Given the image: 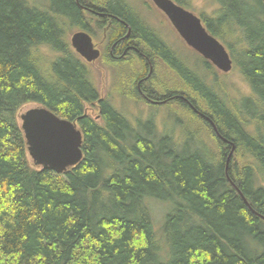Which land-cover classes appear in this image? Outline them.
Masks as SVG:
<instances>
[{"label": "trees", "instance_id": "16d2710c", "mask_svg": "<svg viewBox=\"0 0 264 264\" xmlns=\"http://www.w3.org/2000/svg\"><path fill=\"white\" fill-rule=\"evenodd\" d=\"M175 1L194 7L192 0ZM78 2L89 10L76 0H47L44 7L0 0V264H158L149 234L156 222L142 201L144 191L170 202L155 227L170 242L165 264H264V112L257 115L264 100L263 1L206 0L203 7L216 12L199 13L230 53L228 73L188 47L153 6L144 11L141 0L139 6ZM108 20L101 60L110 81L100 99L94 69L71 48L69 34L81 28L100 40ZM152 20L165 24L169 36L161 37ZM173 44L184 65L171 56ZM132 48L134 53L121 55ZM157 58L175 78L163 93ZM37 63L50 64L51 75L44 76ZM137 82L151 99L187 98L199 113L177 101L200 125L196 134L207 133L210 146L187 148L193 131L180 120L179 131L165 133L154 120L130 119V105L142 104ZM28 102L77 120L83 134L78 164L62 174L32 165L18 121ZM87 105L97 117L85 113ZM209 120L235 146L228 160L229 144ZM163 184L175 195L167 197Z\"/></svg>", "mask_w": 264, "mask_h": 264}, {"label": "water", "instance_id": "95a60500", "mask_svg": "<svg viewBox=\"0 0 264 264\" xmlns=\"http://www.w3.org/2000/svg\"><path fill=\"white\" fill-rule=\"evenodd\" d=\"M153 2L167 15L188 45L222 71L231 69L232 61L229 53L224 45L206 30L199 16L172 0H153ZM71 43L88 61L95 60L99 56V50L94 48L86 32L74 33ZM20 117L28 151L35 164H42L43 168L48 170L62 172L81 159V132L73 122L58 117L42 106L30 108Z\"/></svg>", "mask_w": 264, "mask_h": 264}, {"label": "bare ground", "instance_id": "6f19581e", "mask_svg": "<svg viewBox=\"0 0 264 264\" xmlns=\"http://www.w3.org/2000/svg\"><path fill=\"white\" fill-rule=\"evenodd\" d=\"M133 48L132 49H128L126 52H124L123 54L121 55H125L127 54V52H133ZM111 55V54H110ZM112 56V55H111ZM171 56L176 60V64L178 65H184L182 63V60L180 58V56L176 55V54H173L171 53ZM166 64V63H165ZM167 65V64H166ZM167 66H170L169 64ZM171 67V66H170ZM37 68H39L40 72L44 75V76H47L49 77L51 75V71H52V66L50 64H44L41 65V63H37ZM152 71V70H151ZM150 74V73H149ZM147 74V76L149 75ZM162 78L163 76L161 77V81H162ZM162 85V84H161ZM172 86V85H171ZM121 87H124L122 84H121ZM170 88V87H169ZM168 88V89H169ZM159 91H161V93H163L162 91H164V89H161V87L158 88ZM137 91L140 95V99L142 101H140L143 105L144 103H148V104H152V105H159V104H166L164 105L166 108L169 109V113L171 115V117L173 119H170V120H165V124H164V128H163V132L165 133H169V132H172L173 128H172V124H174V121L176 120H180L182 122H184L186 124V126L189 128V132L190 131H193L192 134L189 135V137L187 138V142H186V145H187V148L191 149V148H198L200 146L199 143H203L202 144V147L204 146H207L208 145L210 146V144L208 143V141L210 140L207 136V133L204 131V132H201L200 134H196V131H197V128L199 129L200 128V125L195 122L196 119L194 116L190 115V114H186L185 113V110H184V107L179 103V101H177V98H182L184 99L187 104L189 105V108L191 110H193L195 113H199V111L192 105V103L185 97H183L182 95L180 96H176V97H168L165 99L164 102L162 103H158L154 100H152L150 97H148L147 95H145V93L142 92L141 88H140V84L137 82ZM165 92V91H164ZM100 99H97L93 102V104L99 102ZM260 103H258L257 105V108H258V112H257V115L258 117L262 116L263 112H264V100L262 101H259ZM128 117L130 119H133V120H136L137 121H140V118L137 117V116H133V115H130V114H127ZM255 118L252 119V123L256 125V123H258L256 120L259 119V118ZM209 123L210 125L212 126V129L215 133V135L221 139L223 142H225L226 144H229V151H228V155L227 157L229 156V154H233V151H234V145L231 143V141L227 138H224L221 133L218 131V129L216 128L215 124L209 120ZM185 126V127H186ZM169 145L170 146H174V147H177V142L169 139ZM208 144V145H207ZM230 155V156H231ZM230 157H228L227 159H229ZM227 165V163H226ZM37 168H41V169H44L46 170L45 168H43L42 165H39L37 166ZM87 189H91V188H87ZM162 191L165 193V195L167 197H171L172 195L174 196L175 194L173 193V191H171L170 189H168L166 186H162ZM245 195H241V197L243 198V201L247 203V199L246 197H244ZM91 197V196H90ZM144 197L149 205V207L151 208L153 214H154V218H155V222H156V225L152 228L150 225V229H149V234L151 233V236H152V241L154 242V244L156 245L155 247L152 246V253H155L156 256H157V261H158V264H165V260L169 257L170 253H171V250H170V242L169 240L166 238H159L156 234H157V230L155 229L158 228L160 226V222H159V218L160 216L162 215V213L164 212H161L160 211V208L161 205L160 203L163 202V201H168V198H162V197H156L153 193L149 192V191H144L143 192V199L142 201H144ZM101 202L106 204L108 201L105 200L104 202V195L101 194ZM141 200V199H140ZM145 202V201H144ZM140 203V201H139ZM142 204V202H141ZM249 205V204H248ZM250 206V205H249ZM144 208V207H143ZM149 209V208H148ZM170 209V207H169ZM175 209V207L172 209L171 213L173 212V210ZM175 211V210H174ZM161 212V213H160ZM260 246V245H259ZM260 249L263 250L262 246H260ZM252 252V251H251ZM254 253V252H253ZM151 264H156L155 262L152 261Z\"/></svg>", "mask_w": 264, "mask_h": 264}, {"label": "rangeland", "instance_id": "374dc122", "mask_svg": "<svg viewBox=\"0 0 264 264\" xmlns=\"http://www.w3.org/2000/svg\"><path fill=\"white\" fill-rule=\"evenodd\" d=\"M29 1L30 2H28V0H27L28 3H30L31 5H34V6H38V7H44L46 5L49 6L48 3L47 4L45 3V0H29ZM126 1L133 3L135 5L137 4L138 6L140 4L139 0H126ZM193 3L196 6V7L194 6V8L196 10L207 13V16L216 12V10H214V8H213L212 13H210L212 8L210 9L209 7H203L206 3V0H194V1L192 0L191 4H193ZM141 5H142V7H143L142 9L144 11H146L144 9V6L147 9H150L149 5L148 4L146 5V3H144V4L141 3ZM211 5H213V4H211ZM190 9H193V7H190ZM147 16L151 18L150 13ZM153 20H155V19L153 18ZM109 22L110 21L108 20L107 25L104 26L102 28V30L108 27ZM153 23H154V21H153ZM167 29L168 28L165 29L166 32H168ZM161 31H162L161 32L162 34L166 33L164 30H161ZM97 42L99 44H101V41L97 40ZM102 45L103 44H101V46ZM173 46H174L173 48L176 50V52L179 53V48L176 47L175 44H173ZM187 53H188L191 60L195 59L197 61V63L199 64L200 59L196 54H194V53L192 54L191 52H187ZM105 64H107L106 60L102 59L101 62L96 61L95 65H93V67H92L94 69V71H93L94 75L93 76H94L96 85L101 90V92H104L105 88L109 86V80H110L109 79V71H108V73H106V71L103 68V67H106ZM120 65H121V67H125V65H123V63H120ZM138 68L139 67L136 66L134 69L137 71ZM155 73H156V78H159V77L161 78L163 76L162 81L159 83L161 89L166 90L169 88V86L174 85V83H175L174 82V79H175L174 74H172V70L165 64V62H163L162 59L157 58L155 60ZM152 81H155L154 77H153ZM240 86L242 87V89L244 91H247V87L244 84H240ZM119 103H121V99L119 100ZM164 105H166V104L152 105V104L144 103V106L142 104V105H140V107H131V109L133 110V112L138 113V114H140V116L143 117V119H144L143 122L150 120L153 123V120H154L153 117H154L158 129L160 131H163L162 126H164V121L167 119L168 120L173 119L169 113V109L166 108ZM32 106H35V104L34 103L26 104L24 106V108L22 109V112L25 111L27 108L32 107ZM125 108L126 107H124L123 109L125 110ZM174 122H176V121H174ZM171 124H172V128H174V124L173 123H171ZM176 128L179 131V127H176ZM160 205H161V207H159L160 211L161 212L164 211L166 213L170 207V202L169 201H163L160 203Z\"/></svg>", "mask_w": 264, "mask_h": 264}, {"label": "flooded vegetation", "instance_id": "af4514ba", "mask_svg": "<svg viewBox=\"0 0 264 264\" xmlns=\"http://www.w3.org/2000/svg\"><path fill=\"white\" fill-rule=\"evenodd\" d=\"M76 2H77V5H78V6H81V8H82V6H84L87 10H89V9H88V6H86V5H81V3L78 2V0H76ZM86 4H87V3H86ZM110 53H112V47H111V49H110Z\"/></svg>", "mask_w": 264, "mask_h": 264}]
</instances>
